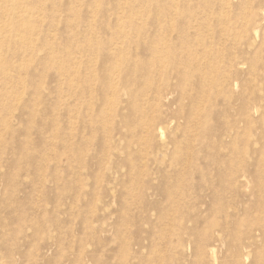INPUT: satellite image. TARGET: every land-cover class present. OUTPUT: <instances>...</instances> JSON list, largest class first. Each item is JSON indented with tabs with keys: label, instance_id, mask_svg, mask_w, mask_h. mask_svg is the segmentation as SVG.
<instances>
[{
	"label": "rangeland",
	"instance_id": "1",
	"mask_svg": "<svg viewBox=\"0 0 264 264\" xmlns=\"http://www.w3.org/2000/svg\"><path fill=\"white\" fill-rule=\"evenodd\" d=\"M124 1L0 0V264H264V0Z\"/></svg>",
	"mask_w": 264,
	"mask_h": 264
},
{
	"label": "bare ground",
	"instance_id": "2",
	"mask_svg": "<svg viewBox=\"0 0 264 264\" xmlns=\"http://www.w3.org/2000/svg\"><path fill=\"white\" fill-rule=\"evenodd\" d=\"M8 1V3H9V5L11 6V5H21L23 2H24V0H7ZM126 1H128V0H126ZM126 1H124V2H126ZM131 1V0H130ZM173 1V11H174V8H178V4H180V2H179V0H178V2L176 1V0H172ZM129 3V2H128ZM139 4V3H138ZM120 5V4H119ZM136 6V5H135ZM140 6V5H139ZM138 6V7H139ZM123 8V6L120 8V9H122ZM130 8V7H129ZM136 9V8H135ZM133 7H131V10H129V11H127V13H133L134 12V10H135ZM138 9V8H137ZM139 11L140 10H143L142 9V5L140 6V8L138 9ZM125 11V10H124ZM138 11V12H139ZM142 12V11H141ZM175 12L177 13V10H175ZM175 12L173 13V14H175ZM123 13V12H122ZM126 13V12H125ZM168 14V13H167ZM4 16H10V17H16V15H15V13H13V14H10V13H8L7 11H6V9L4 8L3 10L2 9H0V19L1 18H4ZM137 18V17H136ZM139 18V17H138ZM35 20H42V19H35ZM119 27V26H118ZM121 28L123 29V30H126V29H124L125 27H123V26H121ZM120 28V30H122ZM127 28V27H126ZM118 31V30H117ZM127 31H125V33H126ZM115 33H116V30H115ZM119 33V32H118ZM122 34V33H121ZM124 34V33H123ZM119 35H120V33H119ZM130 35L128 34V33H126V34H124L123 36H121V37H124V38H127V37H129ZM206 49V50H208L211 54L213 53V52H219V51H221V49L223 48V46L222 47H220V48H218V47H215L213 44H208V45H204V47L202 48V49ZM227 47H225V49H226ZM204 49V50H205ZM220 49V50H219ZM152 52H155V53H158V48H156V49H154V50H152ZM208 52V53H209ZM209 53V54H210ZM125 54V53H124ZM208 57H209V55H208ZM208 57H205V56H197V57H190L188 60H187V62L189 63V64H191V65H196L198 68H202V69H205V70H207L206 72H205V75L207 76V73H210L212 76H207V77H205V75H204V82L206 83V81H208L209 79H212V82L211 83H213V86H214V88L216 89V87L217 88H221V89H225V88H231V87H233L234 86V84H233V80L231 81L230 79H228V77L229 76H226L227 78H225V77H223L222 75V71H220V69H219V62H216V61H213L212 59H210V60H206V58H208ZM58 59V58H57ZM60 60V59H59ZM166 61H168V58H164V62H166ZM116 62H117V60H116ZM121 64H123V63H127V64H130L128 61H127V59L125 60V59H121L120 61H119ZM236 61H235V59L233 60V58L232 59H230L229 60V62H225L223 65H222V67L223 68H229L230 66L232 67V66H234L235 64L238 66V64H239V62L237 61L236 63H235ZM198 64V65H197ZM130 65H132L133 67H132V69H133V73L136 75L137 73H139L141 70H142V67L137 63V62H135L134 61V63L133 64H130ZM219 66V67H218ZM145 68H147L148 69V72H147V74L149 75V76H151V75H153V73H154V71L152 72V68L154 69V67H146V66H144ZM144 67H143V69H144ZM80 66H78V67H76V70L75 71H72L71 72V74H74V72H76V71H78V70H80ZM221 68V67H220ZM70 70V69H69ZM224 70V69H223ZM156 73H158V72H156ZM224 75H225V73H224ZM74 76L75 75H73L70 79H69V82L71 83V84H74V83H79L81 80V78L79 79H76V78H74ZM230 78V77H229ZM82 81H83V79H82ZM85 81V80H84ZM83 81V82H84ZM90 83V82H89ZM88 83V84H89ZM111 87V86H110ZM227 90V89H226ZM231 90V89H230ZM229 132V131H228ZM3 243V242H2ZM6 243V242H5ZM3 245V244H2ZM7 245V244H6ZM5 246V245H4ZM11 247V246H10ZM6 248V247H5ZM13 248V250L15 249L14 247H12ZM7 249V248H6ZM11 251V250H10ZM9 251V252H10ZM6 252H7V250H6ZM13 253V252H12ZM5 255H7V254H5ZM12 255H14V254H12ZM11 255V256H12ZM4 257V256H3ZM6 257V256H5ZM14 257V256H13ZM8 258V257H7ZM1 259V258H0ZM3 259V258H2ZM10 260V259H9ZM11 260H12V258H11ZM11 260L9 261V262H11ZM8 262V263H9ZM7 263V264H8ZM12 263V262H11ZM13 264V263H12Z\"/></svg>",
	"mask_w": 264,
	"mask_h": 264
}]
</instances>
